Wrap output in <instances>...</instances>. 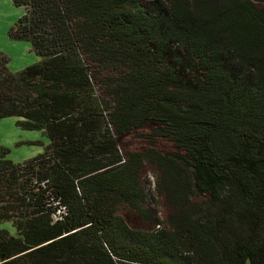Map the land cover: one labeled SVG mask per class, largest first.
I'll return each mask as SVG.
<instances>
[{
    "label": "trees",
    "instance_id": "trees-1",
    "mask_svg": "<svg viewBox=\"0 0 264 264\" xmlns=\"http://www.w3.org/2000/svg\"><path fill=\"white\" fill-rule=\"evenodd\" d=\"M10 1L0 118L47 143L0 147V264H264V0Z\"/></svg>",
    "mask_w": 264,
    "mask_h": 264
},
{
    "label": "rangeland",
    "instance_id": "rangeland-1",
    "mask_svg": "<svg viewBox=\"0 0 264 264\" xmlns=\"http://www.w3.org/2000/svg\"><path fill=\"white\" fill-rule=\"evenodd\" d=\"M262 7L264 9V5ZM22 12V8L14 6L10 0H0V52L7 57V68L10 72H17L38 60L27 41L11 39L8 36L9 28L22 15ZM15 120L13 117L0 118V147L7 149L6 159L12 163H20L41 152L42 145L47 143V139L38 130L20 129L15 125ZM117 143L123 149L134 151L147 146L145 141L134 133L119 136ZM155 148L160 151L172 149L171 144L163 139L157 140ZM143 176L144 189L149 195L146 204L156 207L161 198L154 195L152 166H145ZM155 201H158L157 205L154 203ZM156 209L160 210L159 216L165 214V208L162 204H159ZM120 213L131 226H137L138 221L135 214L125 209ZM0 229H5L11 235L15 233L9 221L0 222Z\"/></svg>",
    "mask_w": 264,
    "mask_h": 264
},
{
    "label": "built area",
    "instance_id": "built-area-1",
    "mask_svg": "<svg viewBox=\"0 0 264 264\" xmlns=\"http://www.w3.org/2000/svg\"><path fill=\"white\" fill-rule=\"evenodd\" d=\"M65 213V208L63 206L59 207V209L52 215L54 219H56V215L59 216V214Z\"/></svg>",
    "mask_w": 264,
    "mask_h": 264
}]
</instances>
